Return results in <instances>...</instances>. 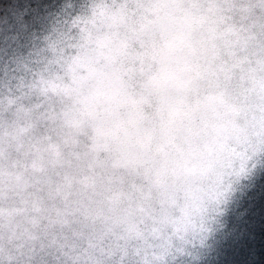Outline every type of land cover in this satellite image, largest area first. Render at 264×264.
Masks as SVG:
<instances>
[{
	"label": "clouds",
	"instance_id": "clouds-1",
	"mask_svg": "<svg viewBox=\"0 0 264 264\" xmlns=\"http://www.w3.org/2000/svg\"><path fill=\"white\" fill-rule=\"evenodd\" d=\"M0 264H264V0H0Z\"/></svg>",
	"mask_w": 264,
	"mask_h": 264
}]
</instances>
